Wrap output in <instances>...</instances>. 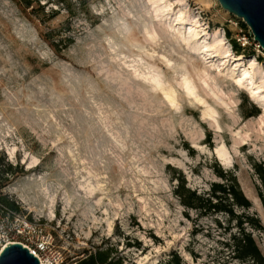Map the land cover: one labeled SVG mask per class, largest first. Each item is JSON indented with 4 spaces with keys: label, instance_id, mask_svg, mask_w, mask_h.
Returning <instances> with one entry per match:
<instances>
[{
    "label": "clouds",
    "instance_id": "clouds-1",
    "mask_svg": "<svg viewBox=\"0 0 264 264\" xmlns=\"http://www.w3.org/2000/svg\"><path fill=\"white\" fill-rule=\"evenodd\" d=\"M198 3L39 0L36 19L0 0V245L28 217L84 235L134 234V220L180 232L185 175L206 198L247 167L236 129L264 101V67L234 71Z\"/></svg>",
    "mask_w": 264,
    "mask_h": 264
},
{
    "label": "rangeland",
    "instance_id": "rangeland-1",
    "mask_svg": "<svg viewBox=\"0 0 264 264\" xmlns=\"http://www.w3.org/2000/svg\"><path fill=\"white\" fill-rule=\"evenodd\" d=\"M26 1L31 5L24 10L30 11L33 17L39 19V13L42 12L39 0ZM191 5L197 8V0H191ZM198 7L203 10L200 15L208 26L206 29L208 39L224 41L228 45L234 57V71H243L253 64L264 67V50L253 40L250 29L241 19L223 10L217 0H199ZM233 40L237 44L236 48L233 47ZM261 103L264 101L257 100L246 106L245 114L249 112L257 114L244 117L243 122L236 129L238 139L251 140V143H242L240 146V150L246 154L247 167L238 166L233 174L242 193L251 203L248 209L235 207V213L254 215L264 226V210L256 190L259 180L251 165L253 161H264V109L259 107ZM183 179L187 187L192 183L193 178L185 175ZM180 209L182 216L180 232L168 230L167 223L163 230L155 228L146 230L143 224L134 220L130 225V228L136 229L134 234L126 232L117 222L112 229V236H101L98 231L84 235L57 215L56 220L53 221H35L28 217L26 222L31 225V229L21 227L18 231L22 234L18 231L14 232L10 242L25 244L28 239H37L40 233L50 236L52 249L60 255L61 264H73L98 247L104 249L110 246L114 250L113 260L119 258L120 264H152L153 261L155 264H166L174 253L180 257L181 264H223L221 249L230 257L229 264H242L247 258L240 257L234 248V237L241 233L238 219H231L225 212H203L182 204ZM242 225L243 230L251 234L264 262V229L252 228L247 223ZM185 235L188 236L187 242L183 238ZM202 241H211L219 245L215 257L211 248L207 253L202 251L203 248L208 247ZM2 246L0 245V249ZM152 253L155 255H150ZM261 263L259 261V264Z\"/></svg>",
    "mask_w": 264,
    "mask_h": 264
},
{
    "label": "trees",
    "instance_id": "trees-1",
    "mask_svg": "<svg viewBox=\"0 0 264 264\" xmlns=\"http://www.w3.org/2000/svg\"><path fill=\"white\" fill-rule=\"evenodd\" d=\"M24 8L31 5L29 1L23 0ZM233 47L236 48L237 44L233 40ZM256 112H249L244 117H250L256 115ZM252 169L259 184L256 186L257 195L261 201L264 210V161H253ZM184 187L181 188L178 196L181 199V204L188 208H195L203 212H225L229 217L238 219V225L240 226V232L238 236L234 237V248L239 253L240 257H253L258 262L264 264L260 252L255 245L253 238L249 232H245L243 229V223L249 224L252 228L264 229V226L260 223L259 218L248 213L236 214L235 207L248 209L251 206L250 201L242 193L236 176L233 174L232 178H224L223 182H217L212 191L206 198H201L196 195L195 192L186 191L185 181ZM113 248L107 247L100 249L99 247L93 252L79 258L73 264H120V259L113 260L112 257ZM166 264H181L180 257L174 253Z\"/></svg>",
    "mask_w": 264,
    "mask_h": 264
},
{
    "label": "water",
    "instance_id": "water-1",
    "mask_svg": "<svg viewBox=\"0 0 264 264\" xmlns=\"http://www.w3.org/2000/svg\"><path fill=\"white\" fill-rule=\"evenodd\" d=\"M223 10L241 19L253 40L264 50V0H217ZM0 264H41L20 242H8L0 251Z\"/></svg>",
    "mask_w": 264,
    "mask_h": 264
},
{
    "label": "built area",
    "instance_id": "built-area-1",
    "mask_svg": "<svg viewBox=\"0 0 264 264\" xmlns=\"http://www.w3.org/2000/svg\"><path fill=\"white\" fill-rule=\"evenodd\" d=\"M18 233L22 234L21 231ZM22 243L32 252L41 264H61L60 255L52 249V238L43 233L38 235L35 240L28 239ZM43 245V247H41Z\"/></svg>",
    "mask_w": 264,
    "mask_h": 264
},
{
    "label": "bare ground",
    "instance_id": "bare-ground-1",
    "mask_svg": "<svg viewBox=\"0 0 264 264\" xmlns=\"http://www.w3.org/2000/svg\"><path fill=\"white\" fill-rule=\"evenodd\" d=\"M235 59H236V58H235ZM6 244H7V243H6ZM6 244H5V245H6ZM5 245H3V246L1 247V249H2ZM1 249H0V251H1Z\"/></svg>",
    "mask_w": 264,
    "mask_h": 264
}]
</instances>
